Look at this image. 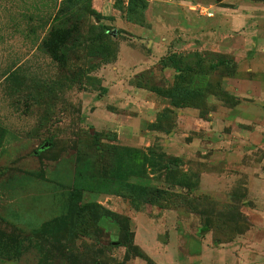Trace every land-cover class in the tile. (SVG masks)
<instances>
[{
	"label": "rangeland",
	"instance_id": "rangeland-1",
	"mask_svg": "<svg viewBox=\"0 0 264 264\" xmlns=\"http://www.w3.org/2000/svg\"><path fill=\"white\" fill-rule=\"evenodd\" d=\"M151 1L0 0V264H165L177 236L248 229L240 188L202 187L240 55L208 3L160 0L187 15L167 35Z\"/></svg>",
	"mask_w": 264,
	"mask_h": 264
},
{
	"label": "crops",
	"instance_id": "crops-1",
	"mask_svg": "<svg viewBox=\"0 0 264 264\" xmlns=\"http://www.w3.org/2000/svg\"><path fill=\"white\" fill-rule=\"evenodd\" d=\"M192 1L208 3L206 9L212 14L202 18L199 26L204 25L208 39L212 43L215 41L213 46L240 55L236 59L235 72L227 82L235 102L217 105V116H213L212 126L208 127L211 131L208 133L210 141H207L212 147L211 162L221 163L227 170L204 173L202 187L217 200L228 204L232 203L231 194L235 188H240L244 195L240 210L250 224L243 233L227 241L215 240L213 232L196 235L191 231L193 238L190 241L183 237L178 240L176 234L174 250L164 252L165 264H264V0ZM151 2L150 8L156 9L154 18L165 22L164 27L157 22L156 29L160 34H170L173 27L178 29L176 25H180L181 20L182 24H188L184 20L186 12L182 14L183 8L176 7L179 13L176 15L172 11L169 16L167 10L171 6L168 3ZM95 3L98 11H103L102 0H95ZM193 22L197 21L193 19ZM221 115L225 117V127L223 133L217 135ZM150 257L152 264H162ZM137 260H140L139 264H146Z\"/></svg>",
	"mask_w": 264,
	"mask_h": 264
},
{
	"label": "trees",
	"instance_id": "trees-1",
	"mask_svg": "<svg viewBox=\"0 0 264 264\" xmlns=\"http://www.w3.org/2000/svg\"><path fill=\"white\" fill-rule=\"evenodd\" d=\"M217 240H218V241H221V240H220V239H218V238H217ZM145 258L148 260V257H147V255L145 256Z\"/></svg>",
	"mask_w": 264,
	"mask_h": 264
},
{
	"label": "water",
	"instance_id": "water-1",
	"mask_svg": "<svg viewBox=\"0 0 264 264\" xmlns=\"http://www.w3.org/2000/svg\"><path fill=\"white\" fill-rule=\"evenodd\" d=\"M115 33H116V31L114 32V34H115ZM162 239H163V240H165V238H164V237H162Z\"/></svg>",
	"mask_w": 264,
	"mask_h": 264
}]
</instances>
